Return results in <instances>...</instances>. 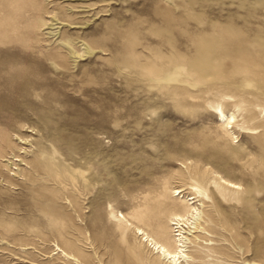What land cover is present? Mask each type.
<instances>
[{"label": "rangeland", "instance_id": "rangeland-1", "mask_svg": "<svg viewBox=\"0 0 264 264\" xmlns=\"http://www.w3.org/2000/svg\"><path fill=\"white\" fill-rule=\"evenodd\" d=\"M1 113L0 264H170L189 196L190 264H264V0H0Z\"/></svg>", "mask_w": 264, "mask_h": 264}, {"label": "bare ground", "instance_id": "bare-ground-1", "mask_svg": "<svg viewBox=\"0 0 264 264\" xmlns=\"http://www.w3.org/2000/svg\"><path fill=\"white\" fill-rule=\"evenodd\" d=\"M4 52L6 53V51H3V53ZM1 116L4 117L5 114L1 113L0 117ZM219 117L222 119V121H225L227 125L232 124L235 120V115L233 113L225 114L222 112ZM220 182L222 183L221 187L226 192H229L231 194L239 193V189H240L239 184L230 181L228 179H225L222 176H220ZM175 192L178 196H180L183 191L181 189H176ZM195 198H196L195 196L187 197V200L189 201L190 204L188 210L183 214H174L171 218L170 224L175 226L173 227L174 229L173 235L175 237L178 236V238L174 239L176 247L174 248L169 247L165 242L156 239L141 227H138L136 229L137 233L142 236L144 241H147L148 244L152 247V249L160 257L167 260L170 264H190L191 256L188 253H186V249H185L188 246V243L191 241V238L188 237V235L191 234L193 237H196L194 233L196 231H199L201 227L200 226L201 211L199 208V204H196ZM68 257L74 259V256L72 255H69Z\"/></svg>", "mask_w": 264, "mask_h": 264}]
</instances>
